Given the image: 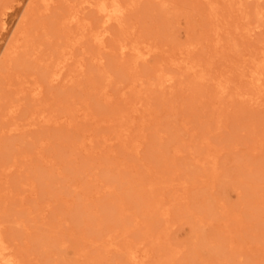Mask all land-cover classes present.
Returning <instances> with one entry per match:
<instances>
[{
  "label": "rangeland",
  "instance_id": "1",
  "mask_svg": "<svg viewBox=\"0 0 264 264\" xmlns=\"http://www.w3.org/2000/svg\"><path fill=\"white\" fill-rule=\"evenodd\" d=\"M0 239L264 264V0H0Z\"/></svg>",
  "mask_w": 264,
  "mask_h": 264
},
{
  "label": "bare ground",
  "instance_id": "2",
  "mask_svg": "<svg viewBox=\"0 0 264 264\" xmlns=\"http://www.w3.org/2000/svg\"><path fill=\"white\" fill-rule=\"evenodd\" d=\"M107 6L105 4H102V5H100V10H99L101 13L105 14V17L107 18V20L111 21L114 18L118 17L117 11L109 10V8ZM58 72L60 73V71H58ZM55 76L59 77L60 75H58V73H57V75L55 74ZM0 241H1V239H0ZM5 250H6V248H4V247L0 248V252L5 251ZM0 255L2 256V260L4 261L3 264H16V262H14V260L12 258H11V260H6L8 257L4 259L3 254H0Z\"/></svg>",
  "mask_w": 264,
  "mask_h": 264
}]
</instances>
